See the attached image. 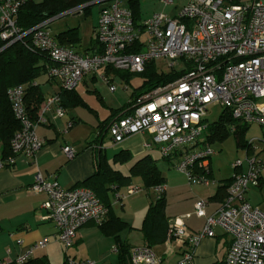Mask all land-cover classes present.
Listing matches in <instances>:
<instances>
[{
	"label": "built area",
	"instance_id": "1",
	"mask_svg": "<svg viewBox=\"0 0 264 264\" xmlns=\"http://www.w3.org/2000/svg\"><path fill=\"white\" fill-rule=\"evenodd\" d=\"M27 1L0 0V52L27 36L32 47L48 53L46 74L57 81L61 91L73 90L88 73H97L106 66L137 74L145 70L149 61L164 59L174 71L175 64L182 60L184 69L178 77L142 92L127 115L108 123L106 132L114 143L131 134L148 132L150 143L145 146L154 145L161 158L183 173L189 184L204 185L210 182L206 174L215 153L205 139V112L210 104H219L237 123L259 125L264 134V0H189L174 16L152 13L138 24L120 0H103L110 2L99 9L96 44L87 53L60 45L47 29L50 20L72 13L76 7L23 30L16 25V19L19 8ZM162 2L172 4V0ZM103 80L114 91L115 85L109 83L108 77L103 76ZM25 93L22 84L7 91L20 128L10 140V154L0 158V168L14 164L19 155L35 160L45 142L36 134V128L48 122L47 113L53 117L66 114L61 98L54 92L46 97L35 117H30L24 107ZM71 125L67 121V128ZM252 141L247 142L246 149H251ZM62 151L67 159L75 155L68 145L62 146ZM244 162L246 168L239 171L243 162L233 161V178L214 213H205L206 200L195 202L193 213L204 218L201 230L191 232L180 217L169 220L166 251L167 256L175 249L179 251L175 264H194L195 247L213 237L214 229L219 227L230 237L223 264H264V210L251 205L245 197L250 188L259 186L264 164L248 153ZM27 189L47 196L41 205L46 211L43 219L54 224L57 240L65 250L73 246L78 228L88 222L100 225L108 215V206L84 186L66 189L55 178L36 173ZM139 190V186L127 185L125 195ZM154 191L164 192V185L155 186ZM114 197L119 200L124 195L116 193ZM48 241L49 237L36 240L12 260L25 264ZM127 253L123 264H163L165 259L147 245L131 247ZM12 260L0 258V264ZM65 264L96 263L66 256Z\"/></svg>",
	"mask_w": 264,
	"mask_h": 264
},
{
	"label": "crops",
	"instance_id": "2",
	"mask_svg": "<svg viewBox=\"0 0 264 264\" xmlns=\"http://www.w3.org/2000/svg\"><path fill=\"white\" fill-rule=\"evenodd\" d=\"M77 13H79V11ZM89 44L90 41L87 46ZM87 46L85 48H81L79 46L71 48L76 49L79 52H84V50L86 51ZM117 71L122 73L126 72L114 67L106 66L100 68L99 72L97 73H88V75L84 76L77 83V86L81 84L84 85L85 88H88V83H94L98 76H100L102 80L103 76L108 77L109 83L113 85L112 82L116 78L122 81ZM43 81L40 84L45 85L48 88L47 92L44 94V98L48 97L46 95H51L54 92L59 91L60 86L56 80H48L45 76ZM77 86L74 88L73 93L82 99L84 105L75 104L76 101H73L71 97H68L64 102L66 103V114L63 117H53L52 114L47 113L48 122L46 124L39 125L36 128V134L44 138L45 142L41 149L37 152L35 160H30L22 155H19V157L14 160V164L0 168V241H3L9 245L7 249H9L10 253L7 255L11 254V256H7L3 259L12 260V258H14L16 255L24 254V252L30 247L29 245L36 242V240L56 234H48V226H52L53 223L49 220L43 219L46 211L41 207V205L46 200L47 196H45L43 193H32L27 189L33 183L35 174L40 173L44 178L47 179L55 178L56 182L60 183V185L66 189H70V187H74L76 184H81L83 180L92 176L96 171L98 151H100L101 154L105 156L104 149L102 148L104 136L100 137L97 141H94V137H91L92 132H97L106 118H109V121H111L115 119V117H120L125 113V110H123L113 115L116 109L121 108L126 103L119 107L110 108L107 116H105L102 120L99 119L97 117L96 111H94L92 108H89L87 102L83 97H81V94L77 90ZM98 101L100 105H104V102L100 97ZM86 109L91 111L89 113H85ZM84 120L89 121L91 124H88ZM67 121H71L72 125L65 131ZM85 123L88 125L87 130L85 128ZM65 132L68 134V137ZM105 134L106 133H104V135ZM251 139H253L251 149L250 147L246 149V146H242L244 149V155L247 153L250 155L253 154L259 161L262 162V164H264V158L261 157L258 152L259 150L256 149L258 145H254V143H260L262 144L260 147L264 149V137H252ZM149 141V133L140 132L128 135V137L116 143L112 141V143L115 145L120 144L122 150L130 152V155H132L131 160L135 161L139 158H142L144 155H150L148 151L153 149L155 146H145V143H150ZM67 145L71 146L75 151V155L72 157V159H67L62 151V146ZM210 146L212 148V144H210ZM212 150L216 152L213 148ZM214 155L215 153L211 156L209 161V170L206 174L208 178L212 180V182H209L208 184L191 185L188 183L186 177L181 174V172L179 176H177L179 179L173 180L169 177V175H165L160 170L163 178H165L164 197L166 206L164 212L167 216V224L172 218L180 217L183 219L185 225L191 232L199 231L203 227L204 218L198 217L195 213H193L195 202L197 200H206L205 213L207 214L214 213V211L221 204L226 194V183H228L229 179L233 178L234 174L232 171L230 176L227 178L215 179L212 172V157H214ZM165 162L166 166L172 167V165H170L167 160ZM113 165L116 164L111 163L112 168ZM128 173L125 175H128ZM261 173L259 186H253L250 188L246 192L245 197L249 200L251 205H256L261 210H264V170H262ZM132 182L133 181L131 180L130 184H132ZM94 184L95 182L93 180L86 183L88 186H94ZM139 185L140 184H138V186ZM122 186L123 185L117 187V185L114 184L106 185L105 189L107 188V198L111 205V215L121 219L127 225H131V220L133 221L134 218L137 217L135 215L136 206L134 207L133 202L139 201L138 204H140V212L138 214L141 216L139 218H143L145 211L152 200L147 199V197H144L143 194L137 196H132L134 195L132 194L129 205L126 207L129 210H133L134 215H132V217H126L121 213L116 214L114 210L116 205H121V210L126 212L125 205L120 203L124 197H121L119 200H115L114 196L116 193H120L126 196V198L130 197V195H125V190H120ZM145 191L147 192L146 195L148 194L147 196L152 194L153 197H156L157 195V191H154V188L145 189ZM108 219L109 218L107 216L104 222L108 221ZM53 228L55 229V227ZM76 232L77 234L73 240V245L83 241L86 231L85 229L79 228ZM214 232L215 234L213 237H207L203 239L195 247L196 252L195 258L193 260L194 264L224 263L223 259L230 243V237L224 233L220 227L215 228ZM117 236L119 241L123 240L122 236L120 237V234ZM108 240L112 242V237H109ZM115 247L116 244L113 245V250ZM218 250L221 251L220 259L216 258ZM65 251L66 256H68L67 250ZM175 251L176 252L172 253L171 255L175 258V260H177L179 257V251H177V249H175ZM73 258L76 259V256L73 255ZM29 260H37L48 264V258L44 254H34L29 258Z\"/></svg>",
	"mask_w": 264,
	"mask_h": 264
},
{
	"label": "trees",
	"instance_id": "3",
	"mask_svg": "<svg viewBox=\"0 0 264 264\" xmlns=\"http://www.w3.org/2000/svg\"><path fill=\"white\" fill-rule=\"evenodd\" d=\"M88 1L91 0H28L18 10L16 19V25L21 29H29L37 25L41 21L48 20L50 17L61 15L73 7H80V11L83 14L89 13ZM127 8H129L132 16V20L138 24L141 20L139 0H126ZM60 45L68 47H77L80 44V35L78 33V27H70L62 32H58L54 37ZM30 39L26 36L23 41H16L13 44L5 47L0 52V158L4 159L10 154L9 143L15 132L20 128L18 120L15 119L10 101L7 99V91L9 87L17 84H22L26 87V93L24 95V107L25 111L30 117H35L41 104L45 101L44 92L40 86L43 78L46 76L47 67L50 65L48 53L41 48H34L29 44ZM96 44L95 38L90 41L85 53L88 50H93ZM145 70L138 73L141 77V85L137 88H133L130 93V98L124 106L115 110L114 114L125 110L122 116L127 115L131 111V105L135 99L144 91H148L151 88L162 85L164 83L173 81L178 77L181 72H174L170 74L158 73L155 67L154 61H149L145 65ZM119 77L123 82L128 83V79L133 75L129 72H118ZM39 78L42 80L40 82ZM36 82V85L32 86L31 83ZM44 82V81H43ZM74 89L71 91H59L57 92L61 98V105L66 109V98L71 97L75 104L84 105L82 99L75 95ZM218 120L212 124H206L205 139L210 144L214 142V139L220 141L226 139V136L232 132L237 138L240 133H245V130L250 126L246 124L237 123L232 118L231 113L223 111L220 113ZM121 117V116H120ZM111 118V117H110ZM109 118H106L100 129L96 132L94 141H97L100 137L107 133V125ZM235 126V130L232 131V127ZM239 141V140H238ZM248 141L239 142L238 146H247ZM111 163L113 164H125L130 162L132 155L126 150H118L117 153L112 155ZM98 160L96 163V171L92 176L86 178L81 184H76L74 187H86L101 199V201L108 206V221L103 222L99 226L107 230V232L114 234L117 232L116 227L126 225L121 219L111 215V205L107 198L106 185H129L131 178L137 177L141 180L145 189H152L158 185L165 184V178H163L159 167L157 166V159H153L150 155H144L133 161L129 167L128 175L122 173L119 169L112 168L106 158L98 151ZM93 180L94 186H88L86 183ZM229 179L226 183V187L229 185ZM165 197L164 192L157 193L153 201L148 206L145 217L142 221V230L144 231V246H150L158 242H163L167 233V216L165 215ZM115 230H114V229ZM117 254L119 255V264H123L126 261L127 252L130 247L125 242H120L118 236H114ZM40 261L28 260L25 264H37ZM5 264H16L13 260L6 262ZM215 264H222L215 263Z\"/></svg>",
	"mask_w": 264,
	"mask_h": 264
},
{
	"label": "rangeland",
	"instance_id": "4",
	"mask_svg": "<svg viewBox=\"0 0 264 264\" xmlns=\"http://www.w3.org/2000/svg\"><path fill=\"white\" fill-rule=\"evenodd\" d=\"M38 1V0H34ZM189 0H172V4L166 5L162 2V0H139V8H140V15L141 19H145L148 16H150L152 13H165L169 17L176 15L180 9L183 7L184 4H186ZM245 0H243L244 2ZM110 2V1H109ZM109 2H99L96 0L88 1L89 6V13L83 14L80 9L78 10V7L73 9L72 13L68 14H62L60 17L54 18L49 21L47 24V29L52 37H55V34L58 32H62V30H65L70 27L77 26L78 27V33L80 35V44L79 47L85 48L89 41L93 40L94 38V27L97 25L98 15H99V9L103 5H107ZM120 3L123 6H127L126 0H120ZM79 13H77L78 11ZM155 67L157 68L158 73L163 74H170L174 72H180L182 69H184V64L182 60H179L177 64H175L174 71L171 67H169V62H167L164 59L156 60L154 61ZM42 79L39 78L40 82ZM128 83L122 82L120 79L116 78L113 80V84L115 85L114 92L109 91V87L107 83H105L100 76L96 79L94 83L89 82L88 88H85L84 85L79 84L77 86L78 92L81 94V97L84 98V100L87 102L89 108H92L94 111H96L97 117L99 119H103L110 111V108L119 107L122 106L126 101L128 100L130 96L131 90L133 88H137L139 85H141V77L139 74H133L127 81ZM42 87L43 92H47L48 88L45 85L40 84ZM49 96V95H46ZM99 97L103 100L104 105H100L98 99ZM222 107L219 104L212 103L207 107V110L205 112L206 115V123L212 124L213 122L217 121L220 113L222 112ZM91 111V110H90ZM88 109L85 110V113L90 112ZM92 119V114H91ZM90 119V120H91ZM88 124H91L89 121L84 120ZM86 130L88 129V125L85 123ZM67 130V123H66V129ZM66 133V132H65ZM67 134V133H66ZM96 132L93 131L91 134V137H95ZM68 137V134H67ZM252 137L261 138L264 137V134H262V129L257 124H250V126L245 130V133H240L239 138H237L232 132L226 136V139L220 141L219 139H214V142L210 143L212 144V148L216 151L214 157H212L213 160V166H212V172L213 175L216 178H227L230 176L231 172L233 171V161L236 159L241 160L243 163L237 170H244L246 168V162H244V149L242 146H239L238 143L243 142L245 140L250 141ZM239 140V141H238ZM104 149V157L111 162L112 155L114 153H117L118 150H121L120 144H113L112 140L109 136V133H106L104 135V140L102 142ZM260 144V143H259ZM258 143H254L256 149H258L259 154L262 158H264V149H262ZM255 149V150H256ZM246 150V149H245ZM255 152V151H254ZM148 153L150 156L154 159H157V166H159L160 170L165 174L169 175L170 178L173 180L179 179L177 176H179L180 171L178 172L175 168L166 166V162L161 158V155L158 153V150L154 147L153 149L149 150ZM253 154H249V156H252ZM134 160H131L130 163L125 164H116L113 165V168L121 170L124 174L128 173V167ZM183 174V173H181ZM184 175V174H183ZM133 185H136L140 187L139 193H134L132 196L142 195L144 197H147L149 200H154L155 197H153L152 194L150 196L146 195L145 188L142 185V182L139 178H132ZM212 180H210V183ZM131 185V184H129ZM126 186H122L120 190H125ZM145 191V192H144ZM126 198H122L120 203H123L126 206L129 205L131 196ZM139 201L133 202L134 207L136 206V212L135 215L137 216L134 218V220H131V225H124L121 227H116L117 232L114 234L108 233L105 228L103 229L99 225H95L93 222H88L80 227V229H85V234L83 237V241L77 243L76 245L71 246L67 250V255L73 258V255L76 256L77 260L86 261L90 260L93 261L96 264H119V255L117 254V251L113 250V245L115 244L114 236L119 235L122 236V239L120 242H126V244L131 248L133 246H143L145 244V239L143 237L144 231L142 230V221L143 218H139V212L140 207L138 204ZM121 205H116L114 207L115 213L122 215H125L126 217H132L134 215L133 210H129L126 207V212L121 210ZM146 213V211H145ZM145 215V214H144ZM50 223V222H49ZM51 224V223H50ZM52 226H48L49 232L48 234H54L56 231ZM79 229V228H78ZM77 229V230H78ZM114 229V228H113ZM115 230V229H114ZM47 234V235H48ZM55 235L49 236L50 240L45 248L36 249V251L33 252L34 254H44L48 258V264H65L66 260V251L64 245H62L58 240L57 237L55 239ZM109 237H112V243L110 240H108ZM9 247L7 243L0 241V258H5L7 256H11L6 254V249ZM152 251L157 255H162L165 260L163 261V264H175V258L172 255L167 256L166 251V239L163 242H158L156 244L150 245ZM221 251L218 250L216 254V258L220 259Z\"/></svg>",
	"mask_w": 264,
	"mask_h": 264
},
{
	"label": "water",
	"instance_id": "5",
	"mask_svg": "<svg viewBox=\"0 0 264 264\" xmlns=\"http://www.w3.org/2000/svg\"><path fill=\"white\" fill-rule=\"evenodd\" d=\"M97 1L101 2V1H103V0H97Z\"/></svg>",
	"mask_w": 264,
	"mask_h": 264
}]
</instances>
